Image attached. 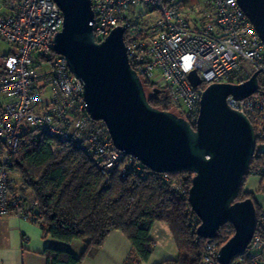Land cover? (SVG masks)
Segmentation results:
<instances>
[{"label": "built area", "instance_id": "obj_1", "mask_svg": "<svg viewBox=\"0 0 264 264\" xmlns=\"http://www.w3.org/2000/svg\"><path fill=\"white\" fill-rule=\"evenodd\" d=\"M91 3L96 42L122 28L132 69L150 88L163 89L169 112L194 128L206 87L240 85L258 71L264 74V43L238 0H197L193 6L178 0ZM63 29V13L54 0H0V40L14 48L0 74V216L31 220L37 211L10 178L26 133L51 137L55 156L60 144L80 148L107 179L115 172L125 178L144 167L118 150L107 125L88 114L82 82L66 58L54 53V39ZM193 71L202 81L198 88L189 81ZM47 89L51 95L45 98ZM227 103L250 120L257 138H264V92L243 99L230 96ZM251 176L264 178V167ZM163 179L171 182L165 174ZM173 184L184 193L179 183ZM200 224L194 214L193 228ZM232 237L230 227H221L208 240L201 264H221L220 250ZM230 264H264L263 212L248 248Z\"/></svg>", "mask_w": 264, "mask_h": 264}, {"label": "water", "instance_id": "obj_2", "mask_svg": "<svg viewBox=\"0 0 264 264\" xmlns=\"http://www.w3.org/2000/svg\"><path fill=\"white\" fill-rule=\"evenodd\" d=\"M64 17V29L54 39V53L66 58L71 73L82 82L87 111L104 122L115 147L157 174L191 172V211L200 219L197 236L213 240L225 225L234 236L219 253L230 264L248 248L256 229L257 210L251 199L237 201L257 149L250 120L232 109L227 99L260 91L256 72L240 85L211 84L205 88L196 127L172 112L150 105L144 83L130 66L125 31L115 29L97 43L91 0H54ZM264 43V0H238ZM189 81L202 85L196 71ZM160 91L154 90L157 95Z\"/></svg>", "mask_w": 264, "mask_h": 264}, {"label": "trees", "instance_id": "obj_3", "mask_svg": "<svg viewBox=\"0 0 264 264\" xmlns=\"http://www.w3.org/2000/svg\"><path fill=\"white\" fill-rule=\"evenodd\" d=\"M259 84L260 91L264 92V74L260 75ZM144 87L150 88L147 82ZM148 100L154 108L170 111L164 96ZM53 143L49 136L26 133L13 166L22 178L24 191L34 196L37 211L31 221L42 226L44 236L67 244L76 241L86 244L78 258L67 250L47 248L44 252L47 264H82L85 258L100 250L113 231L123 233L133 246L126 264L147 262L155 247L151 231L158 223L170 228L178 249L177 260L160 264H201L208 240L199 238L198 228L192 226L194 214L188 197L193 173L167 174L169 183L163 179L164 174L142 167L125 178L115 172L107 179L80 148L60 144L55 156L51 149ZM261 143L264 138H257V147ZM262 167L264 153L256 149L237 201L251 199L255 203L244 188L251 172ZM173 181L181 185L184 193ZM24 191L21 193L26 196ZM255 206L259 216L261 210L256 203ZM226 226L234 236V227Z\"/></svg>", "mask_w": 264, "mask_h": 264}, {"label": "crops", "instance_id": "obj_4", "mask_svg": "<svg viewBox=\"0 0 264 264\" xmlns=\"http://www.w3.org/2000/svg\"><path fill=\"white\" fill-rule=\"evenodd\" d=\"M13 51L14 48L9 46L7 53H0V74L3 60ZM257 152L264 153V143L257 147ZM244 191L254 197L256 205L264 213V178L248 177ZM151 238L155 244L152 256L147 262L139 264H160L177 260L178 249L172 232L166 224H155ZM85 247L86 244L81 241L67 244L45 237L42 226L35 221L15 214L0 216V264H47L44 256L47 248L67 250L78 258L84 253ZM133 251V246L127 237L119 231H113L100 250L85 258L82 264H126Z\"/></svg>", "mask_w": 264, "mask_h": 264}, {"label": "rangeland", "instance_id": "obj_5", "mask_svg": "<svg viewBox=\"0 0 264 264\" xmlns=\"http://www.w3.org/2000/svg\"><path fill=\"white\" fill-rule=\"evenodd\" d=\"M178 1H181L186 6H193L197 3V0H178ZM8 47L9 46L7 44L3 43L0 40V53L1 54L7 53ZM157 78H158V74L155 75L154 80H156ZM162 91H163V94L166 96L163 89H162ZM146 92H148L147 89H146ZM44 95H45V98L50 97L51 90L47 89ZM147 97H148V95H147ZM148 99H149V97H148ZM61 149H62V147H61ZM10 178H11V182H12L14 189L21 191V192H22V190L24 191L23 186H22V178L16 170H13L11 172ZM24 193L26 194V198L28 201H30V202L34 201V196L30 191L25 190Z\"/></svg>", "mask_w": 264, "mask_h": 264}, {"label": "flooded vegetation", "instance_id": "obj_6", "mask_svg": "<svg viewBox=\"0 0 264 264\" xmlns=\"http://www.w3.org/2000/svg\"><path fill=\"white\" fill-rule=\"evenodd\" d=\"M147 90H148V92H146V93H147L149 99H152V100L155 99L156 100V99H159L161 96H163L162 91L160 89H158L160 92L157 95L154 94L155 89L147 88Z\"/></svg>", "mask_w": 264, "mask_h": 264}]
</instances>
